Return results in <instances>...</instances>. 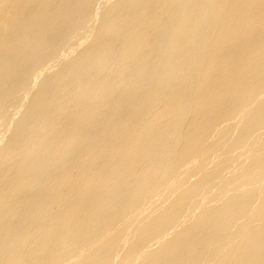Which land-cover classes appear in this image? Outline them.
<instances>
[{
    "label": "bare ground",
    "instance_id": "bare-ground-1",
    "mask_svg": "<svg viewBox=\"0 0 264 264\" xmlns=\"http://www.w3.org/2000/svg\"><path fill=\"white\" fill-rule=\"evenodd\" d=\"M0 264H264V0H0Z\"/></svg>",
    "mask_w": 264,
    "mask_h": 264
},
{
    "label": "rangeland",
    "instance_id": "rangeland-1",
    "mask_svg": "<svg viewBox=\"0 0 264 264\" xmlns=\"http://www.w3.org/2000/svg\"><path fill=\"white\" fill-rule=\"evenodd\" d=\"M100 5V4H99Z\"/></svg>",
    "mask_w": 264,
    "mask_h": 264
}]
</instances>
